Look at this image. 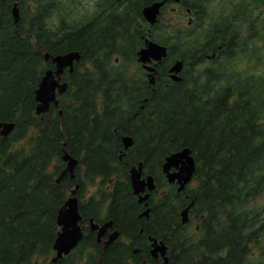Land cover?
<instances>
[{
  "label": "trees",
  "instance_id": "1",
  "mask_svg": "<svg viewBox=\"0 0 264 264\" xmlns=\"http://www.w3.org/2000/svg\"><path fill=\"white\" fill-rule=\"evenodd\" d=\"M28 1L18 0L15 25L14 0H0V123H14L0 135V264H264V201L249 207L264 197V65L256 45L258 36L264 41V23L252 13L256 0L234 19L208 13L212 0H188L200 6V17L169 42L160 39L169 45L166 60L186 61L184 77L170 80L164 61L151 86L135 54L147 31L127 6L140 15L155 0H117L100 22L54 28L51 8L37 11ZM70 50L81 57L63 75L68 88L58 107L38 115L35 91L53 67L44 51ZM123 135L132 136L128 149ZM182 148L195 157V185L178 192L160 169ZM65 152L77 159L75 176L57 181ZM139 163L157 174L162 189L151 194V217L143 219L129 179ZM74 185L81 223L112 220L120 235L103 249L85 225L77 248L52 262L57 213ZM191 201L190 222L206 213L202 234L181 224ZM147 236L166 243V263L149 255Z\"/></svg>",
  "mask_w": 264,
  "mask_h": 264
},
{
  "label": "water",
  "instance_id": "2",
  "mask_svg": "<svg viewBox=\"0 0 264 264\" xmlns=\"http://www.w3.org/2000/svg\"><path fill=\"white\" fill-rule=\"evenodd\" d=\"M161 6L160 2L153 3L143 8L144 16L150 21L154 22L156 15ZM13 20L17 24L19 21V12L17 8V2L14 3L12 8ZM138 61L142 64L143 68L147 69L150 73L148 74L149 84L154 83V74L156 73L157 62H160L162 58L167 55V47L153 41H146V44L137 51ZM49 57V54H45V59ZM80 54L77 51H71L64 54H58L51 56L52 63L55 64L54 69H47L42 76L38 88L35 92V100L38 102L36 106L37 113H44L48 110L50 103L57 105L56 93L62 94L66 89V82L60 83V77L64 69L68 67L69 71H72L73 64L78 61ZM153 60L155 64L153 66L148 63ZM182 68V61L177 60L170 68L169 71L172 73L171 78L173 80H180L178 76ZM14 127L13 122H1L0 123V135L6 136L9 134ZM125 148L132 144V139L129 136L122 138ZM184 159V161H183ZM63 160L66 161L64 170L58 176V180L69 174V179L74 177V168L77 165V160L65 153ZM182 162V166L179 163ZM175 168L174 171H169L170 168ZM163 172L166 173L170 181L177 180L181 183V187L184 186L191 178L194 171V158L191 155L189 148H183L179 151H175L169 154L162 164ZM141 164L138 168L131 170V183L134 193L138 195V201L142 202L147 199L148 194L142 195L146 186L149 190L154 188L153 178L151 175L147 177V180L140 179L139 173L141 172ZM77 186L71 190V196L65 201L64 206L57 213V225L60 227L57 237L53 243V249L55 251L54 257L51 259L52 262H56L58 259L66 256L71 250H73L82 238V230L79 221L81 216L78 210V199L75 196ZM188 207L182 212V221H186V213ZM149 209H146L143 214H147ZM112 225L111 221L103 223L101 226L95 224L93 220H90V227L92 230L97 229V240L100 241L101 236L105 234L108 228ZM118 236V232L114 231L108 235L107 240L104 242V247L109 245ZM151 252L155 254L158 252L163 257V261L167 262V256L165 255L167 246L163 242H157L155 238H151Z\"/></svg>",
  "mask_w": 264,
  "mask_h": 264
},
{
  "label": "flooded vegetation",
  "instance_id": "3",
  "mask_svg": "<svg viewBox=\"0 0 264 264\" xmlns=\"http://www.w3.org/2000/svg\"><path fill=\"white\" fill-rule=\"evenodd\" d=\"M235 1V0H234ZM264 1V0H263ZM156 2H160L161 3V6H160V8H163L164 7V5L165 4H167V2H168V0H159V1H156ZM218 2V0H212L211 2H209L208 3V6H207V4H206V8H207V10H208V12H212V11H214L216 8V6H215V4ZM73 3H75V0H58L56 3H54V4H52L53 5V7L55 8V10L56 11H58V12H66V11H69L71 8H72V6H73ZM224 3H225V0H220V8L222 7V5H224ZM211 4H214V5H211ZM226 4H227V6H228V11H230L231 12V14H233V13H236V10L239 8V1L237 2V3H232V2H226ZM199 8H200V6H199ZM199 8L197 7L196 8V10H195V12H193L191 9H190V7H187V6H183L182 7V9L184 10V12H185V15H186V23L184 24L185 25V29H190V27L192 26V22L194 21V18H195V16H196V19H198L199 17H200V12H199ZM173 10H175L174 8H172ZM182 9H181V11H182ZM264 11V10H263ZM263 51V50H262ZM209 58H211V56H208V58L207 59H209ZM260 58L262 59V61H263V65H264V51H263V53L261 54V56H260ZM171 65H172V63L167 67V76H168V78L169 77H171V72L169 71V68L171 67ZM186 65H187V63H184V65H183V70L181 71V73H180V75H183L184 74V69L186 68ZM170 79V78H169ZM171 80V79H170ZM183 161H184V159H183ZM182 162H180L179 163V166H182ZM145 170H147V173L144 175L143 174V171H145ZM139 175H140V178H142L143 180H147V177L149 176V175H151L152 176V178H153V183H154V188L152 189V190H149L148 188H146L145 190H144V192H142V195H145V194H148V197H147V199L146 200H144V201H142V202H139L138 201V198H137V201H138V205H139V207L141 208V210H140V212H139V217L140 218H149V216L151 217V206H149V198L151 197V194L152 193H158L159 192V190L161 191L162 189H159L157 186H156V179H155V175H157V174H155V173H153L150 169H148V167L147 168H145V166H143V169L141 170V172L139 173ZM160 176L162 177V178H164L163 180L164 181H166V183L167 184H169L170 186H173V187H175L176 188V190H178L177 189V183L176 182H173V181H170L169 179H168V177H167V175H166V173H164L163 172V170H162V168H161V172H160ZM134 194V193H133ZM191 206H192V204L191 203H189L188 205H187V207H188V210H187V213H186V221L185 222H183L182 221V212L184 211H181V213H180V215H181V224H185V225H187V227L188 228H190L192 225H196V229L198 230V231H200L201 232V234H202V227H203V225H204V217L206 216V213H203L202 212V210L198 213V216H195V218H192V222H187V219H189L190 218V212H189V209L191 208ZM146 209H149V211H148V213L145 215V214H143V212L146 210ZM190 220V219H189ZM109 221H111L112 222V220H109ZM112 227H110L109 229H108V231L102 236V240L104 241L107 237H108V234L112 231V230H114L113 228L115 227V225L113 226V223H112V225H111ZM116 230V229H115ZM143 229H139V232H141ZM92 231H95L96 232V236H97V229L96 230H92ZM116 232H118L117 230H116ZM143 232V231H142ZM118 234L120 235V233L118 232ZM151 238V236H147V239H148V241H149V239ZM102 241V243H103V246H104V242ZM159 241H161V240H159ZM264 243V242H263ZM165 245H166V243H164ZM264 247L261 245V249H263ZM104 249V248H103ZM151 249H152V246H151V243L149 242V251H148V253H149V255H151V257L154 259V261H158V260H162L163 261V257L161 256V254L160 253H156L155 255L156 256H153L154 254H152V252H151ZM168 246H167V249H166V253H165V255H167L168 254ZM135 252H137V251H135ZM263 252H264V249H263ZM137 254V253H136ZM164 262V261H163ZM164 263H166V262H164ZM143 264V263H142Z\"/></svg>",
  "mask_w": 264,
  "mask_h": 264
},
{
  "label": "rangeland",
  "instance_id": "4",
  "mask_svg": "<svg viewBox=\"0 0 264 264\" xmlns=\"http://www.w3.org/2000/svg\"><path fill=\"white\" fill-rule=\"evenodd\" d=\"M97 0H83L82 5H80V8L78 10L79 14H82L83 12L85 13V15H91V11L94 8V3ZM105 3L107 4V6H109V1L104 0ZM188 1V0H186ZM240 0H225L224 5H222V7H218L214 10V12H210V13H216L217 10H219V14L222 13L223 11H228V6L226 4V2H232V3H237ZM243 3H247L245 0H242ZM180 2H175L172 3V5H169L167 7H164L160 13V21H159V28H156L155 32L151 34V37L154 40H158V39H162L164 41L169 42V37L166 36L167 34L170 36L172 34H176V30H182L185 28V23H186V15L185 12L182 8H180L179 6ZM214 5V4H211ZM208 6V4H207ZM172 8H174L175 10H173ZM182 9V11H181ZM264 6L257 4L255 6V10L253 11L252 9V13L254 15H257L260 18H262L264 20ZM238 17V16H237ZM163 31H161V30ZM246 37H248V34L245 33ZM260 35V34H259ZM264 36V35H263ZM256 45H259L262 50L264 51V42H262V39H260V37H257V41H256ZM240 62L244 63L245 60V56L242 57L240 55L239 57ZM193 185V184H192ZM93 190V187L90 188L89 192ZM264 197L263 198H256L254 199V201H252L249 205V207H254V206H258L261 202H263Z\"/></svg>",
  "mask_w": 264,
  "mask_h": 264
}]
</instances>
